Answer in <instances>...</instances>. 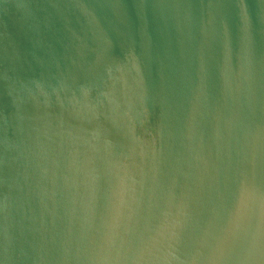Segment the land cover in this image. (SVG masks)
<instances>
[{
    "label": "water",
    "instance_id": "95a60500",
    "mask_svg": "<svg viewBox=\"0 0 264 264\" xmlns=\"http://www.w3.org/2000/svg\"><path fill=\"white\" fill-rule=\"evenodd\" d=\"M0 264H264V0H0Z\"/></svg>",
    "mask_w": 264,
    "mask_h": 264
}]
</instances>
